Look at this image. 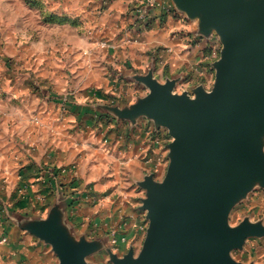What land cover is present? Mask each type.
I'll return each mask as SVG.
<instances>
[{
    "label": "crops",
    "instance_id": "1",
    "mask_svg": "<svg viewBox=\"0 0 264 264\" xmlns=\"http://www.w3.org/2000/svg\"><path fill=\"white\" fill-rule=\"evenodd\" d=\"M66 1L65 7L62 0L48 6L54 15L77 22L54 26L63 36L57 48L66 59L54 77L57 90L67 87L64 97L55 96L64 109L37 94L14 92L8 96L10 109L0 117V264L56 262L45 242L9 212L24 216L46 210L51 191L74 179L81 200L70 218L80 231L94 236L121 223L128 243L143 238L139 208L145 190L139 183L146 173H161L166 151L163 145L156 155L159 149L147 142L148 119L117 121L109 107L143 95L145 84L137 77L149 71L162 82L182 77V88L193 94L198 75L209 81L221 56L220 36L201 33L199 19L173 0L152 9L148 26L133 17L145 0ZM32 115H48L51 124L36 126Z\"/></svg>",
    "mask_w": 264,
    "mask_h": 264
},
{
    "label": "water",
    "instance_id": "2",
    "mask_svg": "<svg viewBox=\"0 0 264 264\" xmlns=\"http://www.w3.org/2000/svg\"><path fill=\"white\" fill-rule=\"evenodd\" d=\"M200 32H216L223 43L213 64L215 82L174 93L175 79L161 83L149 71L137 79L151 92L126 108L110 106L120 118L142 116L166 126L173 135L169 165L162 181L146 176L142 209L149 226L138 255H113L114 264H244L231 251L257 227H231L232 207L264 185V0H173ZM48 220H19L21 226L50 243L59 264H85L95 242L75 243L61 226L58 207ZM264 230V228H263ZM263 234V233H262Z\"/></svg>",
    "mask_w": 264,
    "mask_h": 264
},
{
    "label": "rangeland",
    "instance_id": "3",
    "mask_svg": "<svg viewBox=\"0 0 264 264\" xmlns=\"http://www.w3.org/2000/svg\"><path fill=\"white\" fill-rule=\"evenodd\" d=\"M157 1L160 3L156 8L162 7V0ZM50 2L51 0H0V117L5 116L7 114L6 111L10 109L8 96L10 97L14 92L37 94L42 96L47 103L58 102L64 109L61 101L56 100L55 96L64 97L68 92L67 87L64 84V88L57 90L54 77L58 70L63 71L60 63L65 64L66 59L63 57L65 56L64 50L57 48L58 42L63 36L58 35L54 31V26L63 24L74 25L77 22L71 21L66 16L54 15L48 7L52 6ZM62 2L63 7H65L67 1L62 0ZM63 39H66V37ZM56 57L61 59H56ZM161 79L157 78L161 83L166 82V80L162 82ZM182 80V77L176 78L177 86L174 88V93L182 94L185 92L182 88ZM204 81L206 84L203 87L206 90H211L215 82V69L209 81L200 74L198 75V86L202 85L201 82ZM143 90L144 94L133 102H127L126 104L115 102L113 106H118L119 108L130 107L137 103L139 98L146 97L152 91L146 85ZM190 95L194 97V93ZM13 98H16V96H13ZM44 109L46 110V106H44ZM45 112L48 113V111ZM110 116L117 121L132 122L128 118H120L116 115ZM144 119L150 121V127L147 130V142H150L149 144L154 146V149H159L156 155H160L163 145L166 151L165 158L162 160L161 157V162L164 165L161 168V173L157 174V171L146 173L144 179L146 176L153 175L156 180L162 181L170 162L169 153H167L169 149L167 148H169L168 145L173 141L174 137L168 127L157 126L155 121L147 116H144ZM31 120L34 125L39 127L51 124V118L48 115L45 118L39 115H32ZM155 168L157 169V167ZM61 187L57 192L56 190L51 191V205L46 210L35 215L23 214L24 216H22V214L12 211L8 214L15 222L21 219L27 221L28 218L49 221L54 216V209L58 207L59 212L62 214L61 226L65 230L67 229L69 235L74 238L75 243H79L83 238L89 242L96 241L94 250L85 258V264H114L113 255L122 258L130 250H133L135 255L139 254L149 226L148 211L142 209L144 199L148 197L146 188L140 185L145 190V195L140 199L141 205L139 208L144 214L143 238L136 241L130 240L131 242L128 243L129 239L122 237L127 233V229H122L121 223L114 225L108 231L104 230L102 234L94 236L90 234L92 231L90 233L80 231L77 228L79 223L72 221L70 218H75L76 214L74 213L70 216V211L75 210L76 205L81 200L79 182L74 179L68 186L62 185ZM53 195L54 197H52ZM91 199L93 201L95 197ZM6 205L8 206V204ZM228 223L231 227H238L243 224L246 226L252 225L257 227V232L263 233L244 237L242 244L232 249L231 258L244 264H264V185L260 182L254 183L252 190L246 197L232 207ZM93 225H96L94 221L91 222L90 229H93ZM38 239L40 238L38 237ZM42 241L44 242V240ZM45 245L49 248L53 257L55 256L56 262L53 264H59L60 258L53 250L52 245L46 242Z\"/></svg>",
    "mask_w": 264,
    "mask_h": 264
},
{
    "label": "built area",
    "instance_id": "4",
    "mask_svg": "<svg viewBox=\"0 0 264 264\" xmlns=\"http://www.w3.org/2000/svg\"><path fill=\"white\" fill-rule=\"evenodd\" d=\"M159 3L157 0H145L135 7L134 16L142 26L150 24L152 9L156 8Z\"/></svg>",
    "mask_w": 264,
    "mask_h": 264
}]
</instances>
